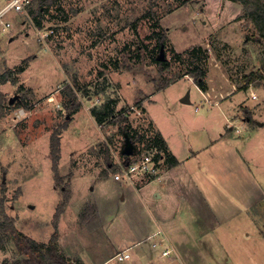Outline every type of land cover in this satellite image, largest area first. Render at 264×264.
I'll list each match as a JSON object with an SVG mask.
<instances>
[{
    "label": "rangeland",
    "instance_id": "rangeland-1",
    "mask_svg": "<svg viewBox=\"0 0 264 264\" xmlns=\"http://www.w3.org/2000/svg\"><path fill=\"white\" fill-rule=\"evenodd\" d=\"M6 3L0 0V8ZM37 7L35 2L23 12L11 9L3 16L11 26L3 29L0 23V74L30 64L16 85L0 87L5 98L0 117V205L4 204L21 231L49 242L56 230L55 213L67 198L57 221L63 215L57 247L71 262L81 258L87 264H165L167 259H161L152 240H147L159 229L153 217L156 205L162 203V217L176 236L178 230L186 231L184 225L195 234L198 224L182 218L184 202L176 206L171 199L165 204L163 199L156 200L154 194L141 197L143 191L114 179L117 162L126 157L121 153L125 123L116 124L111 116L99 120L93 109L102 110L109 102L115 115L126 110L128 122L135 126L140 102L165 135L178 133L176 146L184 142L195 150L205 148L212 141L202 131L206 127L182 124L208 108L193 77L182 74L156 91L158 85L186 71L193 59L196 62L201 53L193 55L191 49L202 45L209 52L208 77L216 93L232 91L244 83L243 74L259 70L264 75V43L248 39L253 25L239 18L243 6L233 0H49L42 11ZM156 32L167 34L166 42H159ZM40 34L47 35L40 38ZM162 45L168 68L155 60ZM71 87L76 98L69 93ZM251 87L257 99L249 89L225 102L236 116L229 135L237 140L240 153L253 158L255 175L264 180V126L257 123L264 121V79ZM188 92L192 100L184 103L181 99ZM12 97L17 99L10 103ZM18 102L31 107L18 106ZM73 102H80L81 107L71 111L67 106ZM248 118L254 121L245 122ZM56 130L61 136L59 182L49 156ZM107 143L113 166H108L102 152ZM235 154L239 155L237 150L227 155ZM201 158L211 159L203 151L192 162L202 165ZM211 166L220 165L215 161ZM160 183L156 180L153 185ZM221 190L230 196L226 188ZM227 207L219 206L230 222L209 233L211 241L212 235L215 240L209 258L202 255L199 232L195 237L183 234L177 252L186 264H264V213L255 215L257 222H253L246 213L234 218ZM119 244L132 247L131 260L114 257ZM20 257L14 241L3 237L0 264H18Z\"/></svg>",
    "mask_w": 264,
    "mask_h": 264
},
{
    "label": "crops",
    "instance_id": "crops-1",
    "mask_svg": "<svg viewBox=\"0 0 264 264\" xmlns=\"http://www.w3.org/2000/svg\"><path fill=\"white\" fill-rule=\"evenodd\" d=\"M29 66L30 64L24 65L23 70L16 74L18 79L21 74L26 72ZM12 69L15 70V68ZM211 81L212 77L207 76L208 87L206 90H202L197 85L205 95L204 101L205 103H208L207 111L200 114L198 118L195 117L191 119L192 122L189 121V124H187L188 121L186 120L182 122L183 126H195V124H199L200 127H206L202 131L207 133L208 138H211V143L205 148L199 150H195L193 147L191 148V145L184 142L183 146H176L174 136L178 133L165 135L158 127L156 120L151 117L150 111L146 109L148 117L153 121L156 129L161 132L166 140L168 149L177 157L179 163L173 167H169L165 162L160 177L150 181L138 182L136 185L125 183L135 188L139 193L143 191V193L140 194L141 197L152 198L154 197V194L155 199H163L164 204L165 201L168 202L171 199L172 202H176V206L177 203L181 204V202H184L185 211H182L181 213H185V215L182 218L184 220H194L198 224L195 234L190 232L191 228L188 225H184L186 231L183 232L180 229L178 230V236H176L172 229H169L170 231L168 230V221L162 217V203L159 202L156 205L153 210V217L159 225V229L150 233L147 236V240H152V247L156 249V252L161 256V259H167L165 264H181V262H185L182 260L177 251L180 252L179 247H182L181 244H183V234L186 233H190L194 237L197 235V232L200 233V240L203 243H201L202 255H206V258H209L210 254L214 251L213 246L215 245L214 237L212 235L211 241L209 233L215 231L216 228L221 225L224 226L225 223H228L231 220L230 217L225 218L224 215L227 213L226 210H220L219 206L221 203L227 205V208L231 209V213L233 214L232 216H235L234 218H242L246 213L250 220L257 222L255 215L264 213V180L262 177L259 178L255 175L256 171L251 166L253 158L251 159L247 156V154L240 153L237 148V140H234L233 136L231 137V135H229L230 133H233V119H235L236 116H233L234 113L232 115L230 114L231 105L229 104L226 107L225 104L226 100L232 98L236 92L241 90L247 91L253 87L250 85L243 88L242 84L238 88H234L232 91L228 90L225 93L222 92L223 90L219 89L221 92H219L218 95L215 91L217 88L212 85ZM9 83L13 84L11 81H7L2 83L0 87L2 88ZM253 94L256 95V97H253ZM251 95L253 99H257V94L253 91V89H251ZM248 97L249 95L244 98L240 104H242ZM191 98L192 96L190 95V100H192ZM249 103L250 102L247 101V104ZM257 106L258 112L260 105ZM195 111L197 113L200 111L198 106ZM245 120H248L245 122L249 123L254 121L249 118ZM257 123L260 127L264 126V121H259ZM171 125L175 127L173 122ZM202 150L208 151V156L211 157V159L209 158L206 161L201 158L204 161L202 165L194 164L192 159H196L198 156L200 157L203 152ZM236 150L239 155H227L230 152L235 153ZM192 151L193 153H191ZM225 160H228L229 164H227ZM215 161L220 166L212 167L211 164ZM189 162H191V164H189ZM261 173L263 174L264 172ZM156 180L161 183L153 185V182ZM221 188H226L225 191L231 193L230 196L226 194V192H223ZM165 215L166 213H164V216ZM100 217L102 219L101 211ZM63 221L62 215L59 222L60 225ZM204 224L206 225L205 229L203 226ZM140 242L141 241H138L137 244ZM117 248L119 250L114 254V257H116L117 253L128 249L131 255L126 260H131L133 258L131 246H123L119 244ZM167 249H172V253L165 254V250ZM181 251L186 252L183 248ZM77 259L80 264H87L81 258ZM177 259L180 260L179 263ZM202 264L206 263L204 262Z\"/></svg>",
    "mask_w": 264,
    "mask_h": 264
},
{
    "label": "trees",
    "instance_id": "trees-1",
    "mask_svg": "<svg viewBox=\"0 0 264 264\" xmlns=\"http://www.w3.org/2000/svg\"><path fill=\"white\" fill-rule=\"evenodd\" d=\"M51 1V0H50ZM193 0H183V3L189 2ZM195 1V0H194ZM236 2H239L243 6L244 13L239 16V18H244L248 21V23L253 25V33L248 36V39L252 40L256 39L260 42L264 43V0H233ZM38 3V12L42 11L41 7L46 2H49V0H33V3ZM35 12H33L34 16ZM38 25L42 26V22L38 21ZM158 36V41L161 43L166 42L168 36L164 32H156ZM192 53L197 54L198 52L201 53V57L198 56V58L193 59V64L189 66L186 71L179 73H174L173 78L165 79L161 84L158 85L157 91L164 89L166 86H168L170 83L177 81L181 77L182 74H187L191 77H193L195 83L202 89L206 90L208 87L207 83V76L209 71L208 66V60H209V52L206 48H203L202 45L194 46L192 49ZM203 51V52H201ZM181 54H178V57H181ZM204 59L205 61L202 63L200 61ZM155 60L158 62V64L161 67L168 68L169 66V60H159L155 57ZM184 69V68H183ZM23 70L22 68H19L18 70L8 69L7 71L0 74V85L2 83H5L7 81H11L13 84L18 83V77L17 73L21 72ZM244 83L242 85L243 88H246L253 83H261L264 79L263 72L258 71H250L248 73L243 74ZM77 89V88H76ZM78 89L79 86H78ZM69 93L73 95L75 98L77 97V93L75 90V87L69 88ZM4 95L2 91L0 90V117L4 115ZM75 101V100H74ZM18 106H22L24 108L29 109L31 107L30 104H26L25 102H18ZM137 106H141L142 104L140 102L137 103ZM71 109V111L78 110L81 107L80 102H73L71 103V106H67ZM104 108L102 110H98L97 108L93 109L94 114L97 115L99 120H102L103 118L107 116H111L113 119V122L116 124H122L125 123L124 126H122V132L128 133L131 140L134 142H145L147 146H150L151 143L157 145L162 151L164 152L165 162L169 167H173L179 163V160L177 157L168 149V145L166 143V140L164 139L163 135L159 130L156 129L153 121L149 118L148 124L149 128H147V131L151 132L152 135H147V133H140L137 128L135 129L133 125H131L129 121V116L126 113V110H123L119 115H115L113 112V109L110 108V103H105L103 106ZM144 112L146 111V108L142 107ZM125 115V116H124ZM147 117V115H146ZM253 120V119H251ZM67 122L62 126V128L67 127ZM102 152H104V156L106 159V162L108 166H113L114 162L112 161V154L111 149L107 144H104L102 148ZM53 161L52 167L54 169L55 173V180L59 182V162L61 158V136L60 131L56 130L53 132L51 136V152L49 155ZM127 156V155H126ZM122 157H125L124 155ZM126 158V157H125ZM63 200L58 210L55 213V227L56 230L51 235V238L49 242H39L36 239L32 238L31 236L25 234L23 231H21L16 223L15 219L11 217L9 214H7L4 204L1 203L0 205V243L3 241V237L10 238L14 241L16 248L18 252L20 253L21 257L16 261L18 264H80L79 260L76 261H69L66 256L62 255L58 250V227L59 223L57 222L62 210L64 208V205L66 203Z\"/></svg>",
    "mask_w": 264,
    "mask_h": 264
},
{
    "label": "built area",
    "instance_id": "built-area-1",
    "mask_svg": "<svg viewBox=\"0 0 264 264\" xmlns=\"http://www.w3.org/2000/svg\"><path fill=\"white\" fill-rule=\"evenodd\" d=\"M33 0H7L5 6L0 10V23L3 25V29L11 26L10 22H5L3 16L9 12L11 9L17 12H23L32 5ZM47 34H40V38ZM253 97H256L254 95ZM134 108V106H133ZM137 123L133 126L140 133H147V135H152L151 132L147 131L149 128L148 118L145 116L146 112L142 107L137 106ZM136 152L130 156H126L124 160L117 162V169L114 172V179L120 182L134 184L142 181H150L157 177H160L163 168L164 152L157 145L151 143L147 146L145 142H136ZM172 249L165 250V254H171ZM130 252L128 249L123 250L116 254L119 261H124L130 257ZM181 264H186L181 262Z\"/></svg>",
    "mask_w": 264,
    "mask_h": 264
},
{
    "label": "water",
    "instance_id": "water-1",
    "mask_svg": "<svg viewBox=\"0 0 264 264\" xmlns=\"http://www.w3.org/2000/svg\"><path fill=\"white\" fill-rule=\"evenodd\" d=\"M159 60H165L166 56L164 54V46L162 45L161 47V52L160 55L157 57ZM17 99V97H12L10 98V103H13L15 100ZM182 102L184 103H190V92H188L182 99ZM125 136V143L124 146L121 150L122 155H127L130 156L132 154H134L136 152V146L134 144V142L131 140L130 136L128 133L124 134Z\"/></svg>",
    "mask_w": 264,
    "mask_h": 264
}]
</instances>
